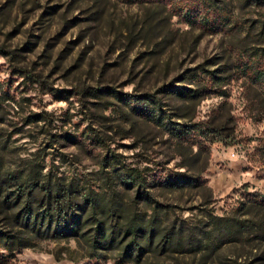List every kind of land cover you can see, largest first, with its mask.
<instances>
[{
    "label": "rangeland",
    "instance_id": "obj_1",
    "mask_svg": "<svg viewBox=\"0 0 264 264\" xmlns=\"http://www.w3.org/2000/svg\"><path fill=\"white\" fill-rule=\"evenodd\" d=\"M213 3L190 23L173 0H0V233L23 237L0 239V264H264V0ZM149 98L173 125L149 120ZM19 176L86 187L164 238L125 259L20 232Z\"/></svg>",
    "mask_w": 264,
    "mask_h": 264
},
{
    "label": "trees",
    "instance_id": "obj_2",
    "mask_svg": "<svg viewBox=\"0 0 264 264\" xmlns=\"http://www.w3.org/2000/svg\"><path fill=\"white\" fill-rule=\"evenodd\" d=\"M173 1L180 5L181 10L187 8L186 17L190 23L197 20V17L204 22L207 13L213 12L211 10L214 8L213 0ZM191 4L193 6H190ZM223 19L225 18L219 15L216 21L220 22ZM204 72L208 74L210 80H218L215 72L206 69ZM194 76L198 75H193L189 82L194 81ZM167 93L194 98L198 91L191 87H177L174 90H168ZM145 102L150 105L146 111L150 121L159 126L174 124L171 120L165 121V112L159 103L150 98ZM200 132L204 137L218 133L209 128L201 129ZM219 141H224L227 145L232 144L226 142L222 137L219 138ZM15 180L19 186L17 199H21L20 202L23 204L19 212L14 211L15 221L20 227V232L24 231L40 238L74 237L79 244H81V240L85 242L92 253L100 254L104 250L118 249L123 252L125 259L133 258L135 254L140 256L146 248L159 243L164 238L155 219L144 222L141 219L132 218L128 213L129 209H122L123 205L120 202L106 201L94 196L93 192L86 187H81L72 182L63 185L60 182L50 180L46 182L32 181L22 176ZM195 183L197 181L194 178L178 182L166 181L168 186L177 187L185 184L195 185ZM123 184L129 189L140 190V188L146 187L147 183L146 179L139 173L129 171L123 178ZM35 193L43 194V198H46L49 207L52 209H44L43 212H36L35 209H32L30 204ZM145 195L147 196L141 198H144L145 201L150 200L151 196L146 193ZM78 198L81 199L82 204L75 203ZM251 207L264 209V201L253 199ZM10 208L13 210L12 204ZM235 226L238 227V230L245 228L243 222ZM253 228L264 231V224L256 223ZM22 238V236H9L3 232L0 233V239H5L10 243L21 241ZM164 242L171 241L164 240ZM162 245L164 246V244Z\"/></svg>",
    "mask_w": 264,
    "mask_h": 264
}]
</instances>
